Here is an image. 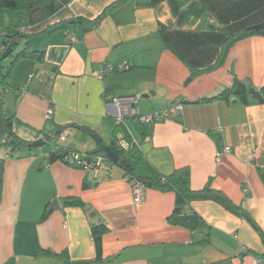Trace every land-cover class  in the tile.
Segmentation results:
<instances>
[{
    "label": "crops",
    "instance_id": "1",
    "mask_svg": "<svg viewBox=\"0 0 264 264\" xmlns=\"http://www.w3.org/2000/svg\"><path fill=\"white\" fill-rule=\"evenodd\" d=\"M115 1L49 0L21 18L0 12V29L26 26L28 46L41 56L0 61V80L8 71L3 100L12 131L29 143L44 141L8 156L0 122V264H86L98 254L103 264L264 262V103L250 92L264 86V32L234 41L221 65L206 70L226 39L264 22V0H188L175 12L167 1L136 8L125 0L97 24L83 23L85 31H48L64 20H93ZM19 43L14 53L26 45ZM122 61L131 66L98 74ZM233 78L248 82L246 103L237 96L199 101L218 95ZM150 91L135 104L139 113L176 102L183 109L153 123L127 119L141 156L136 174L187 167L192 189L209 182L242 215L212 200L192 201L185 214H196L199 225L191 231L171 222L174 192L146 185L136 206L123 170L108 159L88 172L49 162L56 147L47 136L64 126L68 134L59 143L66 149H98L95 137L111 147L125 131L115 125L106 95ZM71 198L84 206L66 205ZM54 200L58 207L49 211ZM98 223L106 228L99 247L92 235Z\"/></svg>",
    "mask_w": 264,
    "mask_h": 264
},
{
    "label": "trees",
    "instance_id": "2",
    "mask_svg": "<svg viewBox=\"0 0 264 264\" xmlns=\"http://www.w3.org/2000/svg\"><path fill=\"white\" fill-rule=\"evenodd\" d=\"M48 1L49 0H0V12L1 11L14 12L21 18L28 10L36 6L45 4ZM162 1H167L171 6L172 10L175 12L188 0H134V5L136 8H145V7H152ZM124 2L125 0H118L111 3L102 11L101 14H99L93 20L87 21L76 18L70 20H64L51 26L48 29V31H51L56 28H65L69 30L74 29L76 31L77 27H79L82 31H85L87 27L83 26V23L97 24L106 14L110 13L115 8L121 6ZM78 22H80V24H78ZM21 27L22 26L16 27L10 25L0 29V32L3 33V36L1 38V42L3 44L9 45L11 41L20 42L22 39H25L24 42H22V43H26L23 49L19 50L16 53H14V51L17 46L13 49L12 55L9 56L11 57L10 65L21 57L34 56L37 57L38 59H40L41 57L39 56V52L29 48L28 43L26 41L27 33H23L21 31ZM263 30H264V22L249 27L244 32L226 39L218 59L216 60L214 65L207 68L206 70H211L221 65V62L224 59L228 48L234 41L243 39L250 35L261 34ZM162 39L166 40L164 34H162ZM2 60L3 59H1L0 56V61ZM7 78H8V71H6L1 76L0 89H6ZM247 92H248L247 86H245L241 80L237 78H233V82L231 86L226 87L218 95L208 98H203L200 99L199 101L209 102L217 99L229 100L230 96H237L244 103H246L248 98ZM251 96L257 97L260 102L264 103V86L260 87L257 90H253ZM11 118H12V114L6 108V105L3 100V93H0V122L3 124L7 133L6 135L7 138L3 147L6 148V152L8 156L13 154V152L15 151H21L23 149H32L29 147L30 144L29 142L19 138L12 131ZM66 128H67L66 126L60 128L57 132L54 133V135L55 136L58 135L63 129ZM125 138L128 139V136L125 135ZM116 139L114 138L111 148L114 151H116L117 154L119 155V160L116 163V165L123 170L124 176L128 181H137L141 183L144 187L150 184V186L158 190L174 192L175 205L172 215L170 216V219L173 216L185 214L186 208L189 206V204L192 201H196V200H212L222 205L228 211L234 214L242 215L238 207L234 205L223 192L212 188L209 182L199 190L192 189L190 186V171L187 167H181L175 169L174 171H172L170 174L167 175L159 174L154 170H151L145 176L136 174L135 166L141 160V156L137 150V147L132 146L127 151L120 150L116 146ZM47 141L53 142L56 147L53 150H51L48 154L49 162H53L56 160L62 161L64 157L70 152H80V151L66 149L65 147L61 146L60 143L56 141V139L52 138L51 135L47 136L46 142ZM84 153L92 156V155L100 154L101 152H99L98 149H95ZM3 168H4V158L0 157V200H1V191H2V182H3ZM84 186H88V184L84 183ZM65 204L84 206V203L77 198L67 199L65 201ZM105 231L106 228L102 223H98L92 226V235L97 247H99L101 236ZM261 236H262V242L264 244V236L263 235ZM103 263L104 261L100 258L99 254L96 257V259L86 262V264H103Z\"/></svg>",
    "mask_w": 264,
    "mask_h": 264
},
{
    "label": "built area",
    "instance_id": "3",
    "mask_svg": "<svg viewBox=\"0 0 264 264\" xmlns=\"http://www.w3.org/2000/svg\"><path fill=\"white\" fill-rule=\"evenodd\" d=\"M210 22H213V19H208ZM21 31L23 33L27 32V27L22 26ZM3 33L0 32V56L4 53L8 45L1 42ZM25 39H22L20 42H24ZM67 40L71 43L77 41V37L74 32L70 31L67 33ZM131 66L129 61H122L115 65L105 64L98 71L100 76L112 72V71H123L128 69ZM7 89H0V93H4ZM139 100V95H117L114 93H108L106 95V103L108 106L114 109V123L116 126H122L124 128V134L122 137L116 139V146L118 149L127 151L130 147L136 144V140L133 137L130 129L127 125V119L133 118L141 123H153L165 119L177 112H181L183 109V104L181 102L173 103L167 107H164L160 110H152L148 113L141 114L135 107V104ZM68 134V128L63 129L58 135L52 134L51 137L56 139L57 142L64 141ZM125 135L128 136V139L125 138ZM224 152H229L230 148L225 146L223 148ZM106 158L102 154L88 155L84 152H70L64 159L61 161L73 167L80 168L85 172L88 171H98L102 163ZM131 188V193L133 197L134 205H139L142 202V194L144 186L137 181H128ZM256 264H263V260L258 258L256 259Z\"/></svg>",
    "mask_w": 264,
    "mask_h": 264
},
{
    "label": "water",
    "instance_id": "4",
    "mask_svg": "<svg viewBox=\"0 0 264 264\" xmlns=\"http://www.w3.org/2000/svg\"><path fill=\"white\" fill-rule=\"evenodd\" d=\"M74 22V21H73ZM78 24H80V22H78ZM264 32V30H263ZM18 45L17 41H11L8 45V47L6 48V50L4 51V53L1 55V59H5L7 57H9L10 55H12L13 49ZM244 85H248L247 81L243 82ZM250 92H252V89L250 90ZM149 95H154L153 91L147 92V93H143L141 95H139V99H148ZM231 102H236L235 98L231 99ZM97 144H98V151L101 152V154L108 159L111 163L116 164L119 160V155L117 154L116 151H114L111 147L104 145L101 140L97 137H95ZM42 144H44V141L42 140H38L35 142H32L29 144L30 148H36L41 146ZM148 186H150V184H148ZM58 207V201L54 200L48 210H52ZM171 222L173 224H177V225H182L188 229H190L191 231L195 230L198 225H199V219L198 216L194 213H187V214H181V215H176L173 216L171 219ZM64 264H69L68 261H64Z\"/></svg>",
    "mask_w": 264,
    "mask_h": 264
},
{
    "label": "rangeland",
    "instance_id": "5",
    "mask_svg": "<svg viewBox=\"0 0 264 264\" xmlns=\"http://www.w3.org/2000/svg\"><path fill=\"white\" fill-rule=\"evenodd\" d=\"M17 47H19V48H17V49H20L21 47H22V44H18V46ZM10 59H11V57H7V58H5L4 60H2L1 62H8V61H10ZM130 123V122H129ZM120 127V126H119ZM47 144V143H46Z\"/></svg>",
    "mask_w": 264,
    "mask_h": 264
}]
</instances>
